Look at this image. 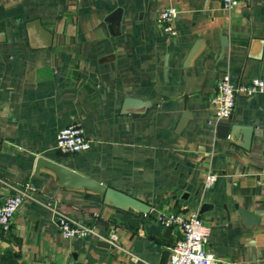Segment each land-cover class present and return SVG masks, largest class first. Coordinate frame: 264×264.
I'll return each mask as SVG.
<instances>
[{
    "label": "crops",
    "instance_id": "obj_1",
    "mask_svg": "<svg viewBox=\"0 0 264 264\" xmlns=\"http://www.w3.org/2000/svg\"><path fill=\"white\" fill-rule=\"evenodd\" d=\"M241 2L229 11L220 0H0V205L25 196L0 239L18 264H159L182 237L173 229L165 238L159 215H200L204 204L212 206L200 215L212 229L206 249L222 264H264V95L240 96L227 120L254 128L248 149L242 133L219 139L209 124L221 76L264 79V0ZM170 7L180 12L175 36L158 23ZM117 9L112 32L106 20ZM36 20L52 33L50 47L29 28ZM128 98L148 103L124 111ZM186 111L192 120L178 134ZM74 122L91 149L63 155L57 135ZM40 157L140 199L149 216L66 189L37 169ZM59 214L91 235L64 238Z\"/></svg>",
    "mask_w": 264,
    "mask_h": 264
},
{
    "label": "built area",
    "instance_id": "obj_2",
    "mask_svg": "<svg viewBox=\"0 0 264 264\" xmlns=\"http://www.w3.org/2000/svg\"><path fill=\"white\" fill-rule=\"evenodd\" d=\"M226 10H232L242 4L241 0H220ZM175 7L164 10L158 19L165 33L175 36L178 34L174 22L179 16ZM257 95H264V79L254 78L239 84L233 83L230 75L221 76L215 94L211 99L213 104L214 117L210 125L229 120L236 110L238 98L245 96L253 98ZM91 140L85 129L78 122L61 129L57 135V150L63 155L82 154L91 149ZM216 182V176L210 174L205 180V189L209 190ZM264 185V183H263ZM24 194H14L8 197L0 205V233L7 237L12 230L15 216L24 203ZM150 214V213H149ZM149 214H143L145 217ZM158 221L167 229H178L182 237L170 247V258L168 264H222L213 252L206 249L210 241L211 227L201 218L198 213L183 214L172 212L160 214ZM56 225L66 239H84L91 235L92 231L82 227L68 216L59 214ZM112 242L118 240L117 234L113 231L110 235Z\"/></svg>",
    "mask_w": 264,
    "mask_h": 264
},
{
    "label": "water",
    "instance_id": "obj_3",
    "mask_svg": "<svg viewBox=\"0 0 264 264\" xmlns=\"http://www.w3.org/2000/svg\"><path fill=\"white\" fill-rule=\"evenodd\" d=\"M244 13L249 15L250 9H245ZM122 18V9H117L113 14H111L107 18V23L110 25V29L112 32L116 30ZM29 28H33L37 33V37L42 41L43 47H50L53 43V35L49 30H46L41 21L36 20L29 24ZM222 47L225 49L228 46V42L225 38L221 39ZM201 43L197 42L192 50L190 51L185 67H189L190 63L193 59H195L200 51ZM148 102L128 98L124 102L123 110H131V109H141L145 108ZM192 120V114L190 112H185L180 122L177 126L176 132L179 134L186 127V125ZM252 126H242V125H232L230 121H225L218 123L216 125L217 136L219 139H230L231 135L235 133H242L244 136L243 139V148L248 149L252 140L253 134ZM48 168L53 171L59 182L68 190H77V191H85L91 192L100 198L103 199L105 204H111L112 206L126 211H135L142 214H149L151 212V206L147 203L141 201L138 198H135L121 190H118L114 187L107 186L103 183H100L96 180L90 179L83 174L74 171L62 164L56 163L54 161L48 160L44 157L38 158L37 161V169ZM212 209V206L208 204H204L201 207L200 215ZM240 215L246 218L253 224H257L259 222L258 218H256L252 213L240 210ZM172 229H167L165 238H169ZM102 247L108 248L110 245L108 243L100 244ZM0 247L4 249L9 248V244L2 239H0ZM170 258V251L166 250L162 253L161 260L159 264H168Z\"/></svg>",
    "mask_w": 264,
    "mask_h": 264
},
{
    "label": "trees",
    "instance_id": "obj_4",
    "mask_svg": "<svg viewBox=\"0 0 264 264\" xmlns=\"http://www.w3.org/2000/svg\"><path fill=\"white\" fill-rule=\"evenodd\" d=\"M0 264H18L17 256L9 248L0 251Z\"/></svg>",
    "mask_w": 264,
    "mask_h": 264
},
{
    "label": "rangeland",
    "instance_id": "obj_5",
    "mask_svg": "<svg viewBox=\"0 0 264 264\" xmlns=\"http://www.w3.org/2000/svg\"><path fill=\"white\" fill-rule=\"evenodd\" d=\"M3 249H4V248H1V247H0V251H3Z\"/></svg>",
    "mask_w": 264,
    "mask_h": 264
}]
</instances>
